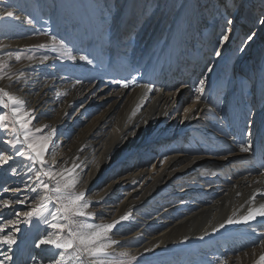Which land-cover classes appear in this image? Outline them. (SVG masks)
Segmentation results:
<instances>
[{
	"label": "bare ground",
	"instance_id": "6f19581e",
	"mask_svg": "<svg viewBox=\"0 0 264 264\" xmlns=\"http://www.w3.org/2000/svg\"><path fill=\"white\" fill-rule=\"evenodd\" d=\"M207 1L209 4L213 2V5H217L216 9L219 12L222 11V16L226 12L227 6L231 7L234 0H181L178 5L179 12L176 14L174 27L166 37L162 41H158L159 43L153 46L151 51L143 55L139 61H136V64L131 67L126 65L120 72L113 73L110 76V83L112 82L114 85L117 84L114 82L116 80H131L133 77L137 81L136 84H129L128 88L134 90V96L126 113L119 119L118 123H114L109 119L112 112L100 118L94 128L96 133L94 135L92 133L84 135L80 143L73 147V154L65 158L62 163L64 165L67 162V166L70 167L71 160L77 155L80 156V163H89L91 172L85 178V183L81 185V190H88L89 193L94 191L92 196L88 195V199L93 205L91 210L98 213L95 222L99 223L101 221H98V219L106 218L103 222L108 223L112 219H118L126 212H131L129 219L122 221L113 230V233L127 230L120 236L119 240H116L118 243L115 249L118 252L126 251L128 255H138L142 252L172 251L189 246L194 248L203 243L206 246L213 247L218 243L216 241L218 239L226 244L227 249L233 248L232 251H234L241 243L233 239L235 235L253 232L252 228L255 227L257 233L249 234L250 237H253L250 240H255V237L258 240L260 239L258 233L264 231V219L258 218L248 225L226 226L213 234V229L218 227L227 217L232 216L233 213L237 216L245 215L250 207L248 201L251 195L257 190L264 191V183H255L256 180L264 182V177L258 175L261 165L264 164V147H259V139L264 136V88L262 89L260 86L261 77H259V74L255 76L252 95H256L260 102L255 103L253 107L235 109L231 102L226 99L227 94L232 93L233 90L236 91V94L240 92L239 78L245 76L246 73L244 74L239 69L246 63L248 54L251 51L253 52L256 46L254 43L256 37L264 32V24L260 23L261 25L258 31L255 32L252 41H247L241 47L243 51L240 50L237 56L234 54L240 42V35L233 39V36H231L232 28L239 24L242 30L248 32L252 26L250 24L252 19L251 17L243 18L245 17L246 5L250 3L255 5L254 8L257 10H263L264 0H242L237 8L238 10L228 18L234 21L232 25L227 26L232 29L230 39L228 42L221 44L220 50H223V57H217L210 68L212 69L211 72H208L206 78H203L205 80V91L200 103H195L196 93L192 97L188 95L187 91L183 92V89L186 88V82L180 85L178 92L171 88L177 77L179 79L185 78L186 72L192 68L189 69L188 66L183 65L172 70V67L165 64V56L168 52L171 53L173 50L180 49V47L190 50L196 49L193 42L190 43L189 40L209 31L213 18L211 21V18L206 15L203 16L202 20L200 18L196 19L197 28L195 30H190L191 26L188 23L191 11L195 8L199 13L200 4H206ZM197 5H199V8ZM261 20H264V12L260 18ZM183 36L189 42L184 41ZM117 41L118 38H116ZM105 44L103 37L99 38L97 35L93 38L90 37L89 41L80 37L76 43L78 50L86 47L89 52L91 51V59L94 60L95 66H87L88 69L91 68L90 75L85 76V79L89 82L93 78L95 82L107 78L101 77L100 74V71L105 67L102 52ZM244 47L247 48V53H244ZM256 50L259 49L256 48ZM227 57H230L229 61H227ZM230 60H233V62ZM31 66L29 65V67ZM230 71L232 73L228 78V82L231 85L225 87V97L222 98L218 93H215L218 90L214 92L212 89L210 91V87L207 88L208 83L206 81L209 77L212 84L215 83V85H219V87L221 85L222 87L225 81L222 77ZM22 72L24 73L22 77H26L25 71ZM166 72H174V79L166 78L164 76ZM216 72L220 73L218 77ZM143 84L152 85L154 90L147 92L145 88L139 86ZM84 85V82L77 84L75 80L65 89L70 93L82 92V97L87 91V88H84L87 86ZM38 86L37 92L39 95L25 92L20 97L27 101L28 108H31V106L32 108L36 107L39 112H42L45 107H52L55 99L48 94V91L52 89L49 84L41 82ZM155 89H160V91H155ZM8 91L14 93L12 89H8ZM181 97L190 100L191 104L186 108L198 109L195 112L196 118H192L193 113L189 112L187 119L183 113L180 120L175 109V101L176 99L182 101ZM76 98L73 100L74 103ZM81 100L82 98L79 101ZM220 100L221 104L218 102ZM138 105H142V107L135 116H132L133 110ZM249 112L253 113L252 130L254 132L251 137L254 144V155L251 156L239 151V143L246 139L241 125ZM65 113H68L67 110L64 111V115ZM133 125L138 126L135 136H129L127 142L121 141V134L131 129ZM115 129H120V131L117 132ZM174 129L177 130L178 134H181V137L188 136L191 133L195 137V134H197L195 141L199 140L198 137L200 136L199 143L203 141L200 153L195 151L192 153L193 155H189L188 150L184 152L183 149H176L172 146L169 149H161L162 151L157 152L156 159L147 166L146 161L148 158L141 157L136 162V167L128 164L124 172H122V169L116 171V165L126 157L128 158L132 147L143 145L145 142L151 141L154 136L159 138L156 140L158 145L159 143L169 145L174 136ZM233 137L236 138L235 141ZM117 144L122 146L117 148ZM80 148H84V151L79 152L78 149ZM94 149L97 153L95 157L96 164H91ZM110 154L113 156L111 163L106 159ZM226 155L228 156L227 160L222 158ZM165 156L169 159L161 166L160 161ZM152 165H155V167H152ZM173 166L176 167L175 171L171 170ZM108 170L110 172H107ZM139 181L143 182L142 185H138ZM15 182L12 184L13 186H17V183H19V181ZM201 187L203 188L201 189ZM198 189L200 191H196ZM13 192L16 191H11V193ZM19 193L21 191L16 192V194ZM237 193H241V195H237ZM97 201L101 203L97 204ZM256 202L257 204L264 202V197L257 195ZM103 204L108 205L106 213L100 210ZM46 230L52 231L46 229L45 225L38 226L28 242L22 246L21 252L17 255V261L13 260L11 264H30L33 256L37 258V261L43 260L44 264H47L48 259L53 256L55 250L50 247L37 249L34 246L35 241ZM249 235L244 237H249ZM200 236H204V239H199ZM229 236H231V239H229ZM4 251L6 249L0 250L1 253Z\"/></svg>",
	"mask_w": 264,
	"mask_h": 264
},
{
	"label": "rangeland",
	"instance_id": "374dc122",
	"mask_svg": "<svg viewBox=\"0 0 264 264\" xmlns=\"http://www.w3.org/2000/svg\"><path fill=\"white\" fill-rule=\"evenodd\" d=\"M180 3L181 0H0V16L4 17L0 19V66L7 65V67L0 70V75L5 77L0 80V88L12 89L14 95L20 96L23 93L25 94V92L37 93L39 89L37 85L41 82H46L52 87L50 89L51 92L48 91V94L52 95L55 102L52 107H45L42 112L47 115L40 117L41 124H48L57 129L56 139L60 143V147L54 150V156L51 154L46 156L49 163L54 166L62 165L64 159L73 154L72 149L80 143L81 138L87 133L94 135L96 133L94 129L96 123L110 112L112 114L109 119L114 123L119 122V119L122 118L130 107L134 90L131 88L122 89L123 87L119 84L114 85L112 82L110 83V76L113 73L120 72L126 65L131 67L136 64V61H139L143 55L149 53L153 46L159 43L158 41H162L166 37L174 27ZM197 3L199 4V2ZM241 3L242 0H234L231 7L227 6V10L222 16V11L219 12L216 9L217 5H213V2L209 4L208 1L206 4L201 3L200 8L197 5L199 13H197L198 11L195 8L191 11L188 20L189 26H191L190 30L197 28L196 19L200 18L202 20L204 15L211 18V21L213 18V23L206 34L197 35V37L189 40L190 43L193 42L196 49L190 50L180 47V49L173 50L171 53L168 52L165 56V64L172 67V70L177 66L181 67L183 65L188 66L189 69L190 67L192 68L188 71L189 73L186 72L187 79L186 77L182 79L177 77L171 86L174 91L180 89V85L186 82V88L183 89V92L187 91L188 95L193 97L196 93L195 88L199 86V80L206 78L209 72L207 69L211 68L217 60V56L214 53L219 50L221 52L220 57H223V50H220V36L222 31L228 26L226 21L238 10L237 8ZM247 5L244 11L245 17L243 18L251 17V28L248 32L247 30H242L239 24H236L232 28L233 32L231 36H233V39L240 35V42L234 54L236 56L240 53L241 47L247 42L246 37L258 31L261 25L260 18L264 12V9L257 10L254 8L255 5L253 4L248 3ZM6 11H14L20 19L6 17ZM26 18H31L33 23H26ZM45 32L48 35H44L43 33ZM96 35L99 38L103 37L106 43L105 48L102 49L105 67L100 71V74L101 77L107 78L100 79L97 82L93 78L89 82L85 79V76L90 75L91 68L88 69V64L80 61L79 56L86 55L91 58V51L89 52L86 47L82 48L83 51L78 50L76 43L80 37L89 41L90 37L93 38ZM52 36H55L58 41H63L71 49L72 55L76 56L77 59L72 60L68 56H62L59 52L51 51L50 47L47 49L37 47L40 44L50 46ZM184 36V41L189 42ZM116 38H118L117 42ZM254 43L256 46L253 52L251 51L248 54L246 63L239 69L244 74L246 73L245 76L239 78L240 92L236 94V91L233 90L232 93L227 94L226 99L228 102H231V105L235 109L239 107H253L255 103L260 102L257 96L252 95V93L254 90L253 83L257 74L261 77L260 86L262 89L264 88V32L256 37ZM246 47H244V53L248 52ZM256 48L259 50H256ZM9 53H12V55L9 56ZM16 54H20L21 56L19 61L15 59ZM29 55L36 58L29 61L27 59ZM42 56H47L48 59L42 62L39 59ZM229 58H226L227 61H229ZM230 61L233 62V60ZM29 65L32 66L29 67ZM37 66L39 67L37 68ZM22 71H25L26 77L19 75V72ZM216 73L218 77L220 73ZM231 73L232 71L226 72L227 75L222 77L225 79L222 87L221 85L220 87L219 85H215V83L212 84L209 77L206 81L208 83L207 88L210 87V91L212 89L214 92L218 90L215 93H218L222 98L225 97L224 89L226 86L231 85L228 82ZM8 75L12 76L11 81L7 78ZM164 76L166 78L170 77L172 80L175 73L166 72ZM17 79L22 81V83H16ZM77 79L82 80L85 83L84 86H87L84 87L87 88V91H85L82 97V92L70 93L65 89ZM20 88H23V91H18ZM75 98L76 101L74 103L73 100ZM81 98L82 100L79 101ZM181 98L182 101L179 99L175 101V109L179 118L184 113L183 110L186 106L191 104L189 99L187 100L185 97ZM218 102L221 104V100ZM33 108L36 109V107ZM53 109L55 111H52ZM66 110L68 113L65 116L64 111ZM3 111V109H0V114ZM252 119L253 117L247 113L246 119L241 125L243 133L248 121ZM33 123L36 122L34 121ZM176 131L174 129V136L169 145L166 143L163 145L159 143L158 145L156 140L159 138L154 136L151 141H147L140 146L138 145V147L137 145L132 147L128 158L125 156L126 159L118 162L115 168L116 171L118 172L122 169V172H124L128 164L135 166L141 157L148 158L146 161L147 166L156 159L157 152L166 148L169 149L172 146L173 148L176 147V149H183L184 152L188 150L189 155H193L192 153L195 151H200V148L203 146V141L199 143L200 136L198 137L199 140L195 141L197 134H195V137L192 133L181 137V134H178ZM8 138L10 137L0 132V152L12 154L14 157L9 161L8 165L0 167V199H14L17 196L28 197L29 199L25 205H13L11 208L0 209V219L5 220L14 218L13 209L27 211L30 207H35L36 205L30 198L37 196V193L30 191L27 187V185L35 186L32 184V181L35 180L34 175L29 173L24 167L29 161L26 158L15 156L14 150L9 145L3 143V140ZM17 147L20 146L18 145ZM259 147H264V136L262 139H259ZM206 148L208 149V147ZM12 168H16V176L12 175ZM107 172H110V170ZM14 180L19 181L17 186L12 185L16 183ZM142 183V181H139L138 185H142ZM4 187H8L9 189L19 188L21 193L16 194L17 191L11 193V189L9 192H3ZM196 191H200V189ZM93 193L94 191H90L89 196H92ZM100 210L106 213L108 205L103 204ZM96 215L98 216V213ZM105 219L101 218L98 221ZM40 225L43 224L35 220L32 222V226H28L27 224L19 225V244L14 249L13 260L17 261V255L21 252L22 246L28 242L32 234L35 233V229ZM7 230L11 231V228L9 227ZM125 231L127 230L113 233V238L119 240ZM249 234L254 233L249 232L234 236L233 239L235 241L241 242L234 251H232L233 248L227 249L226 244L222 241L220 242L218 239L216 240L218 243L213 247L206 246L203 243L194 248L189 246L172 251L142 252L138 255H128L124 259L127 260V264H217L218 259L227 257L229 264H254L259 255L264 253V249L261 250L260 247H253L254 242L257 240L256 237L255 240H250L253 237H250ZM245 235H249V237H244ZM229 239H231V236H229ZM115 252L119 253L116 249ZM244 252H247L248 255H243ZM132 257H135V259H132ZM2 258L3 253L0 252V259ZM116 258L120 259L121 257L117 255Z\"/></svg>",
	"mask_w": 264,
	"mask_h": 264
},
{
	"label": "snow or ice",
	"instance_id": "6c2138e0",
	"mask_svg": "<svg viewBox=\"0 0 264 264\" xmlns=\"http://www.w3.org/2000/svg\"><path fill=\"white\" fill-rule=\"evenodd\" d=\"M6 17L13 19H20L14 11H6ZM0 16V19H3ZM26 23L32 24L31 18H26ZM234 21L228 19L227 25H232ZM264 24V20L260 21ZM232 29L226 27L220 36V43L224 44L229 41L230 33ZM44 35H48L46 32ZM255 33H251L246 37V41L250 42L254 38ZM37 47L41 49H47L53 52H59L62 56H68L72 60H76L77 57L72 55L71 49H69L63 41H58L55 36L51 37V45L40 44ZM243 51V48H241ZM9 56L12 53L8 54ZM219 57L221 52L217 50L214 53ZM34 56H27L29 61L33 60ZM15 59L19 61L21 59L20 54H16ZM43 62L47 60V56L39 57ZM80 61H84L88 65L95 66L94 60L86 55L79 56ZM7 67V65L0 66V70ZM212 69H207L211 72ZM6 75V74H5ZM19 75L22 77L23 72ZM3 75H0V80L4 79ZM7 78L11 81L12 76L8 75ZM16 83H22L19 79ZM115 83L121 87L127 89L129 84H136L135 77L131 80H116ZM77 84L83 83V81L77 79ZM152 92L153 86L150 84L139 85ZM23 91V88L18 89ZM160 91V89H155ZM177 92L179 89L176 90ZM205 91V80H199V86L195 88V103H200L201 98ZM39 95V93H34ZM142 105H138L133 110L132 116H135ZM0 109H3V113L0 114V132L6 134L8 139H4L3 143L9 145L14 150V155L22 158H26L29 163L24 165L29 173H32L35 180L32 181V185H27L30 191L37 193V196L30 199L36 205L30 207L27 211H18L13 209L12 219H0V249H6L3 252V258L0 259V264H11L14 259V249L19 244L18 235L20 232L19 225L27 224L32 226V222L35 220L46 226V229H52V231H45L35 241V248L43 249L50 247L54 249L53 256L48 259L47 264H127L128 257L126 251H121L118 254L115 252V246L117 241L113 239V230L122 221H126L131 216V212H126L118 219H112L111 222L105 223L103 220L97 223V215L92 211V202L88 199L89 191L81 190V185L85 183V178L89 176L91 167L89 163H80V156H75L71 160V166H67V162L64 165L54 166L48 162L46 156L51 154L55 155V149L60 147L57 137V129L48 124H41L40 117L47 115L46 113L39 112L38 109L28 108L27 101L20 96L14 95L6 88H0ZM52 111H55L54 109ZM185 118L187 119L188 113L192 112L195 117V112L198 109L185 108ZM67 115V113H65ZM253 113L249 112V116ZM131 119V117H129ZM36 123H33V122ZM146 123V122H145ZM253 121L249 120L246 129L244 131L245 140L239 143V151L249 156L254 155V144L251 137L254 135L252 131ZM47 130V131H45ZM138 130L137 125H133L131 129L121 134L120 140L127 142L129 136H135ZM119 132L120 129H115ZM235 137L233 140L235 141ZM20 147H17V146ZM121 144H117L116 147H121ZM22 149V150H21ZM79 152H83L84 148L78 149ZM96 150H93V159L91 164H96ZM12 154L6 152H0V167L8 165L9 161L13 159ZM112 154L106 159L111 163ZM227 160L228 156L222 157ZM169 159L165 156L160 161L161 166ZM100 166L98 165V168ZM155 167V165H152ZM172 171L176 170L173 166ZM12 175H17L16 168H12ZM251 175V173H250ZM258 175L264 177V164L261 165ZM245 179H247L245 177ZM136 183V182H134ZM255 183H264L261 180H256ZM12 191L19 192L20 189H11ZM8 187L3 188V192H9ZM241 195V193H237ZM257 195L264 197V191L254 192L250 200L248 201L250 207L247 213L242 216H237L233 213L232 216L227 217L221 222L218 227L213 229V234L224 229L226 226L245 224L255 222L258 218L264 219V202H256ZM28 197L17 196L14 199H0V209L11 208L13 205H25ZM100 204V201L96 202ZM51 205V207H49ZM11 231H8V228ZM253 233H257L255 227L252 228ZM207 234V233H206ZM260 239L254 242L253 247H260L264 249V231L258 233ZM199 239L203 240L204 236H200ZM117 255L121 257L117 259ZM239 255V254H237ZM243 255H248L244 252ZM135 259V257H132ZM30 264H44L43 260L37 261L35 256L31 257ZM217 264H229L227 257L218 259ZM254 264H264V253L260 254L258 259L254 261Z\"/></svg>",
	"mask_w": 264,
	"mask_h": 264
}]
</instances>
